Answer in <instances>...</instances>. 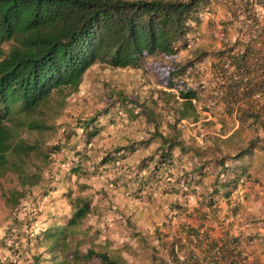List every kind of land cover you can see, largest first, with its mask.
I'll list each match as a JSON object with an SVG mask.
<instances>
[{"label": "rangeland", "instance_id": "374dc122", "mask_svg": "<svg viewBox=\"0 0 264 264\" xmlns=\"http://www.w3.org/2000/svg\"><path fill=\"white\" fill-rule=\"evenodd\" d=\"M229 16L225 0H211L200 12V22L193 23L187 45L174 55L154 54L140 67L93 63L77 89L64 87L52 92L44 106V119L50 127L22 130L37 146L26 160L29 168L39 170L40 180L24 186V195L13 204L6 198L15 180L11 174L0 178V264H64L67 251L70 263L75 245L121 256L127 264H150L151 245H157V235L172 238L181 222H202L214 237L239 234L249 259L264 264V150L254 149L239 159L230 157L245 143L249 131L245 128L227 137L238 121L210 92L214 82L212 52L237 35L238 22L223 25ZM201 51L207 54L196 60L185 77L193 85L204 82L194 100L199 115L177 124L184 144L194 146L195 151L174 148L173 160L142 184L139 179L144 181L154 166L148 157L155 152L158 138L131 153L127 148L117 152L119 146L150 136L154 127L130 102L162 96V89L173 90L164 86L165 68L182 64ZM109 88L122 92L114 97L124 95L127 100L111 102ZM166 102L160 103L164 110L156 117L157 129L164 133L172 119L167 110L173 98ZM108 103V113L98 112ZM96 112L86 131L79 121ZM89 130H93L90 137ZM57 142L62 148L51 152L49 146ZM106 154H114L116 160L101 163ZM218 158H227L229 164H246L249 177L243 176L228 198L218 193L212 195V205H206L219 170ZM198 162L204 167L199 176L192 166ZM195 173L193 182L182 184L183 178ZM77 196L88 198L91 210L68 226ZM176 204L181 208H175ZM63 242L69 250L63 249Z\"/></svg>", "mask_w": 264, "mask_h": 264}, {"label": "trees", "instance_id": "16d2710c", "mask_svg": "<svg viewBox=\"0 0 264 264\" xmlns=\"http://www.w3.org/2000/svg\"><path fill=\"white\" fill-rule=\"evenodd\" d=\"M210 1L0 0V178L11 174L15 180L7 201L16 203L24 195L23 187L38 183L41 178L39 170L29 168L26 160L37 146L23 136L22 130L50 127L44 119V106L55 89H77L86 69L93 63L140 67L145 58L154 54L174 55L187 45L193 23L200 22V12ZM225 2L230 16L228 21L223 20V25L238 22L237 35L212 52L214 60L210 65L214 84L210 92L215 101L223 103L226 113L234 115L238 121L227 137L245 128L249 131L245 143L237 146L230 156L239 159L254 149L264 150V0ZM206 54L207 51H201L182 64L165 68L164 86L173 90L162 89V96L157 94L151 100L130 102L154 127L150 136L119 146L117 152L127 148L131 153L158 138L155 152L148 157L154 161V166L144 181L139 179L142 184L151 179L161 165L173 160L174 148L182 152L195 151L194 146L184 144L177 124L184 118H198L194 100L198 99L204 82L193 85L185 77L196 60ZM108 90L111 102L115 95L122 94L117 89ZM172 98L174 103L167 110L172 119L168 120L169 130L164 133L157 129L156 117L164 110L160 103H168L166 101ZM123 99L127 100L124 95L116 98ZM108 105L98 112L108 113ZM98 112L79 121V125L87 131ZM92 133L93 130H89V137ZM49 147L54 152L62 145L57 142ZM113 155L106 154L101 163L115 161ZM192 166L198 176L204 169L200 162ZM216 166L219 170L206 205H212V195L218 193L228 198L238 181L243 176L249 177L244 163L229 164L227 158H218ZM197 173L183 178L182 184L193 182ZM76 201L75 204L74 198V208L66 222L68 226L76 224L91 210L88 198L77 196ZM111 207L117 211L116 206ZM174 207L181 208L177 204ZM261 219L264 224V218ZM203 225L202 222L198 225L181 222L172 238L158 234L157 245H151L150 264H257L241 248L239 234L214 237ZM63 243V249L69 250L68 243ZM71 251L70 263H67V251L64 264H90L89 261L127 264L121 256L93 247L82 250L75 245Z\"/></svg>", "mask_w": 264, "mask_h": 264}, {"label": "crops", "instance_id": "0c3cea01", "mask_svg": "<svg viewBox=\"0 0 264 264\" xmlns=\"http://www.w3.org/2000/svg\"><path fill=\"white\" fill-rule=\"evenodd\" d=\"M262 230H263V232H264V224H263V226H262Z\"/></svg>", "mask_w": 264, "mask_h": 264}, {"label": "clouds", "instance_id": "9594fccd", "mask_svg": "<svg viewBox=\"0 0 264 264\" xmlns=\"http://www.w3.org/2000/svg\"><path fill=\"white\" fill-rule=\"evenodd\" d=\"M57 230H58V227H57Z\"/></svg>", "mask_w": 264, "mask_h": 264}]
</instances>
